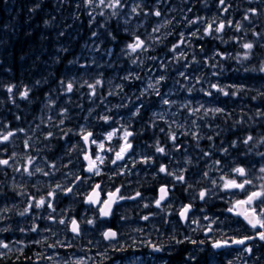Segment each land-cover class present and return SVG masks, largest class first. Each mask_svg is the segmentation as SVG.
<instances>
[{"label":"flooded vegetation","instance_id":"1","mask_svg":"<svg viewBox=\"0 0 264 264\" xmlns=\"http://www.w3.org/2000/svg\"><path fill=\"white\" fill-rule=\"evenodd\" d=\"M249 2L248 5L254 8L256 12V15L255 12H251L250 21L257 19V25L259 22L260 26L264 27V15L259 7V3L262 1ZM241 5L234 6V15L235 17H241L240 22L245 20L238 9V6ZM260 26L255 29H259ZM71 73L70 70L59 71V75L65 78L63 83L71 82L66 79V77L71 76ZM83 104L85 103L81 97H79L77 103L74 102L72 105L55 103L54 101L51 108L44 109L48 111L46 116L51 118L48 123L43 118L37 117L44 111H40L39 102L33 104L31 130L28 133L21 132L17 140L18 144H13L14 147L5 145L7 151L4 154V159H8L7 157L11 156V151L16 149L15 163H17V166L11 168L7 165H0V205L4 198L13 199L15 205L11 212L0 214L5 217L4 220H0V227L10 225L9 231L0 232V241L21 248L23 251L11 254V258L7 260L0 259V264H53V261L55 264H64L65 261H70L71 254L76 255L82 261V264L84 261H87V264L100 263H97L99 246H86L87 229L86 223L83 221L86 218L85 211L87 208V203H85L86 186L89 185L90 180L86 178L84 155L82 158L84 165L81 170L82 173L81 171L77 173L80 181H83L85 185L83 191L78 192V187L81 184V182L77 183L79 179L70 184L73 178L72 174L70 175V168L77 154L74 150L69 152V149H72L77 139L83 141L78 135L74 134L85 112ZM46 106H49V103ZM55 109L74 112L73 115H70L72 120H64L63 125L73 126L72 131L65 136V129L57 126V124L51 126V123L59 115V113L54 115ZM77 111L79 114L75 113ZM48 132H52L53 135L45 139ZM0 134H7V132L0 129ZM191 137L190 135L185 136L184 146L177 147L173 144L167 146L163 136L160 139L159 136L152 135L150 132L146 135L144 140L145 149L143 147L144 151L141 150V154L138 155H141V157L149 156L152 159L149 163H141V168H138V172L132 176L133 183L130 184V191L127 194L123 193L125 197L133 196L135 187L141 180L142 198L126 199L124 204L114 209L111 222H107V225L113 226L119 233L120 225H122L121 221H124L122 219L124 212L122 208L127 204V240L123 243L126 247L119 251L108 247L105 250H107L106 254L110 258L100 264H109L117 259L120 261L128 259L127 264H229V262H232V264H264V241L259 240L256 230L249 228L239 217L226 210L230 192L221 193L224 196L223 203L225 204L224 211L221 214H200L199 204L202 200L198 196V144L196 139L190 140ZM183 138L180 135L177 139L178 143L183 141ZM157 141L165 149V153L161 154L155 151L153 145ZM25 142L29 146L26 147ZM81 145L84 146L85 153L84 141ZM26 157H35L32 164L29 165V170L35 164L36 167H42L44 171L36 173L34 177H29L23 171V167L27 163ZM185 157H189L192 163H186ZM161 165H165L167 170L174 174H178L179 170H183L185 181L178 182L172 176L160 173L159 167ZM55 169H59V171L54 173ZM44 172H47L48 175H44ZM107 172L108 170H105L98 179V183L101 185L102 198L104 197L103 190L115 182V180L112 181L107 177ZM62 174L63 177H61ZM153 174H155V178H153ZM13 177L16 178V188L10 187ZM63 183H67V188H71L72 192L66 193L65 191L62 192L61 189H57V201L53 197L51 200L54 210L47 207L41 209L32 207L24 215L19 214L23 208L29 206L30 201L39 199L41 196L47 198V193L50 190L54 191L55 185L60 184L63 187ZM161 186H166L169 189V196L166 201L162 202L161 207L157 208L154 201L159 197ZM235 195L237 199H244L246 193L238 191ZM189 203L192 205L189 219L182 221L179 211L183 205ZM145 204L148 207H144ZM49 216H52L53 219H48ZM143 216H149V219L147 221L141 219ZM205 216L209 219L205 220ZM62 218L69 223L60 224L59 221ZM72 219H77L80 222L81 232L79 235H74L70 230ZM193 220L198 221V223H192ZM213 221H216V223H212ZM33 224L37 227V231H31ZM209 224H212L214 229L211 233L207 232ZM21 228H24L25 231L21 232ZM137 229L140 231H136ZM221 233L228 240L243 238L244 236H252L253 239L244 245L212 248V241L219 239ZM171 237H175V239H170ZM185 237L188 239H185ZM45 238L47 239L45 240ZM165 240H169V242L164 244L160 251H156L154 246ZM177 240L182 241V243H176ZM37 241H41V243H37ZM58 241L61 243H57ZM117 241L121 243L120 239ZM201 241H204V243H200ZM245 248H251L252 251L250 253L244 252ZM86 252L93 254L95 263H91L86 259ZM241 253L244 254L241 255ZM50 257L51 259H49ZM70 264L75 263L70 261ZM119 264L125 263L120 262Z\"/></svg>","mask_w":264,"mask_h":264},{"label":"rangeland","instance_id":"2","mask_svg":"<svg viewBox=\"0 0 264 264\" xmlns=\"http://www.w3.org/2000/svg\"><path fill=\"white\" fill-rule=\"evenodd\" d=\"M35 1L37 0H25L26 3L31 4L33 3L34 6L33 8L36 7V4L38 3V1L35 4ZM47 1V0H45ZM70 0H51V5L53 7V18L55 16H57L59 19L56 20L55 23V27L58 29L57 30V35H64V36H70V34H68L66 32L67 29L70 30L69 28V23H72L71 20H69V23H67V19H68V12L67 11V5L69 3ZM145 0H127L126 2V8L125 11H123L122 17L121 19L123 20V25H124V32L132 29L133 31H135L138 27L141 26L140 29V38L141 39H145L150 35L154 34H158L163 28L160 29L159 32H153V33H147L146 30V25L144 24V18L142 17V15L140 14V11L138 10V14H131L130 13V9L132 7L133 4L139 2L141 5L143 4ZM229 0H225L224 4L221 5L219 3V0H208L204 5V11H206V16L205 15H201V16H195L193 18V28L189 29L190 20H186L183 25H182V18L183 16H185L186 14H182L178 17H172L168 15V13L170 11H174L177 12L179 11L180 13H183V0H159V3L157 2V0H155V3L151 6V9L153 10V13L155 11H159L158 8L156 7L158 4L161 5L162 9H165L163 14L160 16H156V19L154 21V23L152 24V31L153 28L157 25V24H161L163 22V20H170L171 23L169 25L174 24L175 26L180 27L182 25L181 31H179L178 33V42L180 41V37L181 35H183L184 37V42L189 38V36L191 35V33L194 30V24H198L200 27L201 26H205L206 24L209 23H215V26L218 25L221 21L226 23V27H227V21H230L233 17H234V13L232 8H230V5L228 4ZM233 1L235 5L241 4L242 1L241 0H230ZM251 0H246V2H249ZM81 3L84 4V0H74L73 2V7L71 10L75 11L77 10V8H79V6L81 5ZM254 6V4H253ZM86 7V12H88L89 14H93L91 19L89 20V22L94 21L97 16L100 14V12H104L106 9H102L101 6H99V4L96 5V7L93 8H89L87 6ZM259 7L262 9V12L264 13V2L259 3ZM248 9H254L251 8L250 6L247 5V7L243 10L242 16L245 17V15L248 16L249 18V13L247 10ZM185 10H187V7L185 8ZM49 11H46V14ZM231 13V14H228ZM75 14V13H72ZM198 13H196L197 15ZM264 15V14H263ZM155 16V15H154ZM213 17H219V23L216 22L215 20H213ZM264 17V16H263ZM227 20V21H226ZM241 17L238 18V20L232 21V29L236 28L235 27V23H240ZM125 21H127V23H125ZM258 21V20H257ZM241 24V29L242 31H245L246 33H250V35L248 36H239L238 39L243 40L244 42H261L264 43V27L260 26V23L258 22V25L256 22L253 23H248V22H243L240 23ZM251 24V25H250ZM260 26L259 29H255V31H253L252 28H254L255 26ZM168 26V25H167ZM256 26V27H257ZM68 27V28H67ZM215 28V27H214ZM197 30V29H196ZM194 30V32L196 31ZM95 32L96 35L93 36L92 33ZM255 33V34H254ZM98 32L97 30L94 28L92 29V31L90 32V37L91 39H88V41L85 43H83L80 47V49L82 50L81 53L76 54L75 58H74V62L73 65L78 66L79 62L82 65L81 68L83 67H87L84 70V72H87L88 75H98V74H102V72H104V70H106L107 68H109V66L112 64V61L108 62V59L110 57V51H108V53H103L102 51H99V46L101 44V41L97 38ZM219 36V37H218ZM217 37L220 38V35H218ZM87 37V36H86ZM135 36L133 35V38ZM66 40V39H65ZM70 40V39H69ZM183 42V43H184ZM183 43H177L178 45L183 44ZM127 45V44H126ZM126 45L122 46L119 48V50H124L123 55L122 56H127L129 55V51L126 48ZM63 46L61 47L60 44H56V50H62ZM148 49V48H147ZM176 50L178 51L177 54L180 55L181 50H183V46H178L176 48ZM147 51V50H146ZM88 54V55H87ZM85 55L87 57H85ZM103 55V56H102ZM145 56V51H140L138 50L136 53H132V59H136L137 63L133 64L132 62L129 63L127 65V68L125 69V73L122 72H114V73H109V75L107 76V78L104 79L103 84H105V91L106 94L104 95L106 97V99H98L97 96H99V94L96 95H92L89 97H85V101L87 103V109L85 110L83 117L81 118V121L78 123V127L76 128V130L74 131V134L78 135V137L81 138V129H84L86 132H95L98 133L101 137L96 138L93 137L92 139L97 140L98 142L103 140L104 134L107 133L108 131H111L112 129H117L121 132L122 135V131L124 128H126L127 130H134L135 126H137V124H133L134 122V117L131 116V113L133 111H135L137 108L140 109L139 114L136 117H141V115L144 112V108L148 105H150L151 103H154V100H150L149 96L152 95L153 93L155 94L157 90H159V99H158V103L156 104L158 107V110L153 111L150 113L151 116V120L152 122H150L149 127L144 129V137H146V135L150 132L153 134H159L160 133V129L159 128H154L152 126L153 121H155V118L158 116H164L165 119L162 120V122H164L165 124L162 125V127L166 128L168 131L170 130H175L178 133L179 128H175V124H180L183 125V127L181 129H183L184 131L188 130V127H198L201 126V122L202 119L197 118V114L196 115H191L189 112H182L181 110H183L182 108L184 107H180V105H184L186 103H190V107L192 109L195 108H200V105H204V108L206 109H211L214 107H219L222 109H226L227 106L224 103V96H220V97H215L212 93L211 96H208L207 98L203 99V94L204 92L200 91V89H204L205 91H211L213 92V89L209 88L207 89V83L212 80V72L211 69H209L208 71H204L205 67L207 66V63L205 64L202 59L203 63H195L194 65V70H192L191 72L186 71V68L188 67V65H180V68L178 70V74H180L181 72L185 73V76L187 77V79H185L182 76H178L180 78V80H178L175 83L170 84V86H166L164 90L160 91V87H161V83L158 86V88L154 91L152 89H148L147 85L148 83L154 82L159 76L163 75L161 68L159 67V63L161 58H158L157 60H155V62L150 61V59H144ZM213 56H215V51L213 53ZM85 58H87V60H85ZM216 58V57H215ZM209 59H211L212 61L215 62V60L213 59V57L210 55ZM140 61H143L142 63H140ZM94 62H96L97 64H94ZM99 66H104V69L99 67ZM140 67H144V71L145 73L143 74V81L141 83V86H139V88H132L129 89L128 84H135L134 82L136 80H138L137 78H135V75L129 79V80H125L124 76L128 75L129 73L132 74H137L136 71L133 73L135 68H140ZM74 71H76V69L74 68ZM78 71V70H77ZM80 71L79 74L76 76V74H74V78L79 80L80 79ZM73 75V74H72ZM76 76V77H75ZM202 80L203 83H199V80ZM215 84L220 85L221 87L225 86V84H223L221 81H214ZM243 83V84H240ZM93 84V83H91ZM117 84H120L123 86V90L126 88L128 90V92L126 94H122L117 96L119 93H121L122 91H120L119 89H116L115 86ZM127 84V85H125ZM258 86L259 87V92L264 93V82H260L259 80H257V78H249L247 80L242 79L240 81L238 80H234V83L231 85L232 88L237 89L240 88V86H242V88H248L247 86ZM188 87H193L194 90L192 92H188L187 88ZM147 90V91H145ZM113 91H115L117 94L113 95L111 94ZM67 92V91H66ZM144 92V95H141V93ZM92 93V90H90V94ZM174 94H181L179 97H174ZM49 98H51V95L49 96ZM108 98H113V103L110 102L108 100ZM180 98L181 101L178 102V99ZM264 98V96H263ZM5 99V98H4ZM138 99H140L141 101H139ZM169 100V101H175V104H171V105H165L162 103L163 100ZM6 100V99H5ZM35 101V98L33 99ZM53 102H51L50 105H52ZM121 104H126L127 107H115L116 105H121ZM155 105V106H156ZM159 105V106H158ZM177 106L176 108H174V106ZM233 105V108L237 111H243V109L245 108L244 104H231ZM40 111H43L45 108L44 104H40L39 106ZM189 109V108H188ZM63 109H55V113L54 115H56L57 113H59V115L56 117L55 121H53L51 123V126H54L55 124H57V126H60L61 128L65 129V134H68L72 131L73 126H69L67 124L63 125L60 124L59 121L61 119L63 120H67L70 121L72 120V117H70V115H73L70 111H66V112H62ZM100 110V111H99ZM257 110H259L260 112L264 111L263 108L259 107L257 108ZM256 110V112H257ZM114 111V113H113ZM203 110H201L202 112ZM30 111H26L24 110V113H27ZM33 112V111H32ZM99 112V113H98ZM123 112L122 117H118V115H120V113ZM68 113V114H67ZM76 114H79V112H75ZM153 113L156 114V117L153 116ZM48 114V111L44 110L42 112V114L40 113L37 117L38 118H43L46 123H48L49 121H51V118L49 116H46ZM97 115V116H96ZM103 115H108L110 117L117 116L115 118L114 122L115 123H107V128L105 129H101L102 126L104 125H97L96 122H98L99 117L103 116ZM209 115H213V114H209ZM46 116V117H45ZM4 118V117H2ZM21 118V117H20ZM143 120H139L136 121L138 122V125L142 122ZM195 122V123H193ZM50 125V124H48ZM71 130V131H69ZM174 131V132H175ZM175 132V134H176ZM164 133V132H163ZM162 133V136H163ZM166 134V133H164ZM94 135V133H93ZM137 135V134H136ZM138 136V135H137ZM118 137H115L112 141H107L105 142L106 145L110 144L111 147L110 148H114L116 150H119L118 146L116 145V143H114L115 140H117ZM134 138H136L135 134H134ZM82 139V138H81ZM130 141L132 140L129 139ZM245 139L237 142L236 146H232V149H236L239 147V145L244 144L243 141ZM133 144V142H131ZM83 141H79V139H77L76 141V148L73 149L75 154V157L72 161V166L70 168V173L72 174L73 178L70 181V184H72L73 182H76L77 179H75V177H77V173L79 171H81L84 167L83 163H82V158L84 155V146L82 147ZM140 144V143H138ZM245 145V144H244ZM8 146H13L12 142H8ZM140 146H143L145 149V145L144 144H140ZM139 146V147H140ZM264 148V143L261 145ZM91 153L95 152V145H91ZM142 151H144L143 149H140ZM138 149L137 153H141ZM13 153H15V150L13 149L11 151V156H10V161L9 164L7 165L8 167H10L9 165H12L11 168H14L17 166V163H14L13 160ZM104 153V151H103ZM102 153V154H103ZM128 156V155H127ZM80 157H81V161H80ZM141 157V155H140ZM246 157H250V154H248L247 152H243L241 155H234L232 156L230 159L226 160L224 163H220L219 167H218V171H221V174L223 176H234L235 174L231 172V169L236 167V166H243L248 170V166L247 165H243L238 163V159H245ZM93 158H94V154H93ZM133 158V157H131ZM143 159V156L141 157ZM25 160H27V157L25 158ZM126 160V159H125ZM127 161V160H126ZM81 162V164H80ZM128 164L130 166L133 165V162L128 161ZM206 164V163H205ZM121 166L125 167L126 169L125 172L130 173V169L127 167V165L122 164ZM261 166H264V155H261L259 157V159H255L254 162L252 163L251 170L248 174V176L246 177L249 180L253 181L252 185L248 186V191H252V190H256L259 189L261 185H264V174L259 172V168ZM36 165L33 164L30 171L34 172ZM100 169H101V165H99ZM221 169V170H220ZM59 171V169H55L53 172L57 173ZM82 173V171H81ZM108 173V178L111 179L112 181L115 180L114 175L111 172H107ZM202 172L199 171L198 169V175L200 176ZM131 174V173H130ZM36 175V173L34 172V175H31L29 177H34ZM198 176V182H200V180L202 181V179L204 180V182H208L206 177L204 175H201V179ZM61 177H63V174L61 175ZM111 177V178H110ZM86 178H88V180H90L89 185L86 186V192L89 191L90 187L94 184L92 178H94V176H86ZM65 179V178H64ZM238 180H242L244 178H240L237 177ZM16 178L13 177L11 180V185L10 187H12L14 184H16ZM81 182V184L78 187V192L81 190L83 191L84 188V183L83 181H80V179L77 181V183ZM212 183V182H210ZM63 187H61V189H66L67 183H63ZM27 189V188H26ZM205 189V188H202ZM201 189V190H202ZM54 191L56 192V195L53 197L55 198V201H57V189L55 188ZM62 191V190H61ZM64 192V191H62ZM237 191L232 192L231 196H234ZM51 199L52 198H48ZM215 200H217V198H214L212 195L210 196L209 200L207 201L208 204L214 202ZM14 205L15 202L13 201V199H7L4 198L1 201V205H0V210L8 208L10 209L8 212H11V210L14 209ZM86 218L87 219H96L94 214H92V212L89 210V207L86 208ZM7 212H3L0 211V214H6ZM52 213V211H51ZM54 216V213H53ZM55 221V218H54ZM96 221V220H95ZM102 222V223H101ZM99 223H101L102 225L104 224L103 221L99 220ZM94 225H96V222L94 223ZM94 225H89L86 223V245L91 241V239L93 237H98L97 231L98 229L94 227ZM127 226V225H126ZM90 227H93L94 229L91 230ZM126 227L122 226V231L125 232ZM100 231H103V229ZM121 236V243H124L125 239H126V234H120ZM91 245H97L99 246V252H97L98 254L103 252L105 249H107L108 247L104 246L103 244H101L100 242H97V240L95 241L94 244ZM110 245V244H109ZM103 250V251H102ZM73 253V252H72ZM84 257V255H82ZM107 259L101 260L100 256L97 259V263H103L106 262L110 256L107 255ZM86 259L88 261H90L91 263H95V258L93 256L92 253L90 252H86ZM79 260V258L74 255L71 254L70 257V261L72 263H75V261ZM128 259H126L124 261L125 264H127ZM99 263V264H100ZM109 264H117L116 262H110Z\"/></svg>","mask_w":264,"mask_h":264},{"label":"trees","instance_id":"3","mask_svg":"<svg viewBox=\"0 0 264 264\" xmlns=\"http://www.w3.org/2000/svg\"><path fill=\"white\" fill-rule=\"evenodd\" d=\"M37 1L38 3L36 4ZM37 1H35L36 7L33 8L32 13L27 18H23L22 15L24 12H22L17 19L11 20L10 16L5 18L4 7L2 4V0H0V96H4V98L6 99L5 100L3 98L0 100V114H5L7 118L13 117L10 114V100L7 97V95H9L7 93V89L9 86H12L13 88L11 94L17 98L18 102L21 103V99L18 98L20 92L24 91L25 89H29L28 97L32 95L33 90L29 81H31L34 75L38 72L40 79L55 80L60 78V75L56 72L41 70L43 63L40 62V60H42V57H45L50 52H52V44L56 41H53L54 39H65V36L56 35L55 23L59 18L57 16L53 18L52 14L46 15L44 13V11L49 8L48 2H41V0ZM183 1V14H186L185 16H183V18L190 19L193 8L196 7L197 2L199 1L201 3L204 0ZM147 2V4L143 5L142 14L145 20L144 24L146 25L147 33H153L152 24L154 23L156 16H154L152 9H150L151 0H148ZM186 7L187 10H185ZM73 13L75 14H72L69 18L72 23H69V20L67 22L69 23L70 28V30H66V32L70 34V36H67L65 40V46L67 49L64 52V55L59 57L54 67L55 71L58 72L61 69V65L67 63L69 65L70 71L72 72V77L74 76V74H76L77 76L79 74V71L81 73L82 71H84L83 69L87 68H81L82 65L80 64V62L78 66H75L73 65V62L76 54L82 52V50L80 49L81 45L84 42L86 43L88 41L90 32L95 28L93 27L95 24L88 25L87 21L89 18L88 16H85L83 14V10L79 12L73 11ZM45 20L50 21V23L48 25H45ZM97 21H103V26L99 30L100 38L102 40L105 39L106 44H109V46L113 48L114 51L110 53L111 56L113 54H115V56L120 55V52H117L115 50L121 45L122 42L132 41L133 35L140 36L141 34L139 29L136 30L135 33L133 32V34H131V32H122L119 24L116 21V17H109L106 19L105 15L103 14ZM190 27L191 25L189 26V28ZM178 30V26L172 24L164 27L158 34L153 33L152 36L160 37L163 40L162 43H155L154 46L153 41L149 40L148 37L144 39L145 42L150 41V43L148 44L149 48L146 54L150 55L151 57L154 56L156 57V59L162 57L159 66L161 68V71L164 73L163 75L166 77V79L163 81V85L175 82L176 74L180 68V65L182 64L188 65L186 71L191 72L192 70H194L196 59H198L199 56L210 55L212 48H214L216 51L214 69L218 74H221L223 71H225V69L228 68L232 72L236 73L248 74L251 72H258L252 71L251 69H258L261 63L264 62L263 46L254 45L253 49L251 50L250 58L248 60H240L234 57L242 56L245 49L234 42L232 38L225 40H214L213 42H211L207 38H204L202 41H200V43H198V39L193 36H189V38L185 41L183 53H185L186 55L184 56L183 60L180 61L179 56L176 54V50L172 49L173 44H175L178 39ZM109 33H111V35H109ZM162 33L170 34L162 36ZM113 37H115V39H113ZM218 53H221L223 55H219ZM85 57L87 56L85 55ZM129 57L122 58V62H129L132 55H130ZM193 57H195V60H193ZM85 60H87V58H85ZM94 64L97 63L94 62ZM162 64L165 67L162 68ZM99 67L104 69V66ZM74 68L76 69V71H74ZM244 68H249L250 70L244 71ZM106 70H104L101 75H103ZM98 87H103V85L100 84L98 85ZM97 94L102 95V92H98ZM58 95L59 92L53 91L51 93L52 97ZM252 97L253 96L249 94L245 95L246 101L252 100ZM257 101L263 104V98H259ZM27 117H30V114L22 118ZM251 120L260 121L259 123H254V126L257 128L258 133L261 136H264V117L258 116L257 119L253 116L251 117ZM225 122V120L220 121V123ZM234 126L247 131V128H245L243 125ZM105 128L106 127H101V129ZM95 134L98 135V133ZM135 134L140 136L143 135V128H138ZM221 136L227 138L229 135L224 134Z\"/></svg>","mask_w":264,"mask_h":264},{"label":"snow or ice","instance_id":"4","mask_svg":"<svg viewBox=\"0 0 264 264\" xmlns=\"http://www.w3.org/2000/svg\"><path fill=\"white\" fill-rule=\"evenodd\" d=\"M225 0H219V3L223 5ZM116 3L119 4L121 3V0H116ZM115 6V5H113ZM135 11V10H134ZM250 11L255 12L254 9H250ZM155 16H160L161 13L160 11H155L153 13ZM245 19H248L246 16ZM189 23H193V21H189ZM232 21H227V25H231ZM226 27V23L221 21L218 25L215 26L213 29V24L209 23L207 27L204 28V35L208 36L211 35L213 30L216 33H221L224 31ZM237 31L240 30L239 26L236 27ZM158 29H153V32H157ZM95 34V33H93ZM193 35V32L191 33ZM197 35V34H196ZM184 42V37L181 35L180 41L178 43H183ZM145 45L146 42L144 39H141L139 36H135L132 40V42L128 43L126 45V48L129 51V54L136 53L138 50L144 51L145 50ZM178 47V44H173L172 49H176ZM254 45L251 42L248 43H243L242 48L245 49L244 53L242 56L238 57L240 60H248L251 55V50L253 49ZM219 55H223L221 53H218ZM183 55V53H181ZM155 59V57H153ZM252 71H259L261 73H264V63H261L260 67L258 69H253ZM180 76L184 77L187 79L185 76V73L181 72ZM165 77L164 76H159L158 79H156V83L160 84L162 81H164ZM102 83L100 79H97L95 82V85L93 84H88V88L92 90V95H95V86H98ZM150 89L154 87V85H149L148 86ZM242 87V86H240ZM211 89L216 90L218 93L228 96V95H236V92H231L229 93L226 91L225 87H221L218 84H211L210 85ZM8 92H12L13 88L12 86L8 87ZM66 91L71 92L73 91V84L69 82L66 86ZM200 91L204 92L205 95L211 96L212 92L211 91H205L204 89H200ZM159 91H156V95H159ZM21 97H27L28 95V90L25 89L20 93ZM255 98V97H253ZM163 104L168 105L170 104V101L165 99L162 101ZM187 107V106H186ZM203 106L200 108H195V109H190L191 111H196L199 112L201 111ZM207 111V109H203ZM66 110H62V112H65ZM140 111V109H139ZM224 109L217 107L215 109V114L222 113ZM99 119L103 120L105 123H108L112 118L109 116H101ZM61 123H64V121H61ZM19 131L23 132L24 129H19ZM71 131V130H69ZM13 135L11 131L7 132V134H0V142H5L8 141L9 138ZM53 135L52 132H48L47 136L45 139L48 137H51ZM120 137V139L123 140V143L120 144L119 150L114 151V158H108L110 163L112 164H117V162L122 161L125 159L126 155L132 150L133 144L130 143L129 138L134 136V133L132 131L127 130L126 128L123 129L122 135L121 132L117 129H112L111 131H108L107 133L104 134L103 140L97 141L95 139H92L93 133L92 132H86L84 129H81V138L84 141L85 145L91 144L95 145V152L94 153H89L85 152L84 153V160L87 161V167L85 171L88 173H91L93 175L99 176L101 175V169L99 165H102L106 161V157L102 155L103 151L106 148V143L107 141H112L115 137ZM169 138L172 140H175V134H170ZM209 140L212 139V137H208ZM252 140V136H248L243 143L247 144ZM235 143V141H233ZM25 146H29L27 142H25ZM108 151H113L114 148H108ZM224 151H227L226 149ZM157 153L163 154L165 152V149L162 147L156 148ZM94 154V158H93ZM205 155H209L208 153H205ZM264 155V154H261ZM9 159H2L0 158V165H8L9 164ZM151 160L150 159H142L140 163H149ZM33 162V159L29 157L27 159V163L23 167V171L31 174V171L29 170V165H31ZM216 164H220L221 161L217 160L215 161ZM20 169H17L19 171ZM39 171V169H38ZM261 172H264V167L260 169ZM159 172L160 173H165L168 176H172L176 181L178 182H184L185 181V176L179 175L176 176L173 173H170L165 165H161L159 167ZM231 172L234 173V176H220L219 181L220 183L218 184L217 180H212V185L213 188H219L220 191L223 192H234V191H239L241 193H247L244 199H237L232 203L231 207H228L226 210L229 213H232L234 216L237 217H242L243 220L247 223L248 226H250L252 229L256 230V235L258 236L259 240L264 241V185H261L259 189L248 191V186L253 184L252 180L247 179L246 177L248 176L249 172L248 170L243 167V166H236L231 169ZM44 175H48L47 172H44ZM204 176L207 177L208 173L205 172ZM237 177L244 178L242 180H238ZM75 179H80V177H75ZM56 189H61V185L57 184L55 185ZM66 193L72 192L71 188L64 189ZM120 188H116L114 191H110L107 193V198L103 199L101 196V185L96 184L92 187V191L88 193L85 197V203L89 204L90 206H94L98 210V216L99 218H108L110 217L113 212H114V205L118 204L120 201L129 199V200H134L138 197H141L142 193L137 191L133 196H128L125 197L123 195H120ZM208 189H202L198 193L199 199L200 200H206V198L209 195ZM56 195L55 191H49L47 193V198L44 196H41L39 199H33L32 201L29 202V206L26 207L25 213L29 211V208H36V209H41L44 207H47L49 209H53V203L51 199ZM169 196V189L166 186H161L159 188V197L154 201L155 205L157 208L161 207L162 202L166 201V199ZM144 207H148L147 204L144 205ZM192 209V205L185 204L182 206V208L179 211V216L180 219L187 220L189 219V215ZM54 210V209H53ZM25 213H22L20 215H24ZM48 219H53L52 216H49ZM141 219L147 221L149 219V216H143ZM205 220H208L209 218L207 216L204 217ZM96 221L94 219H90L87 221L89 225L94 224ZM60 224H66L69 223L65 219H60L59 221ZM192 223H198V221L193 220ZM212 223H216V221H213ZM70 230L74 235H79L81 232V225L80 222L77 219H72L70 221ZM31 231H37V227L33 226ZM214 229L212 227V224H209L207 232L211 233L213 232ZM118 238V233L111 229L108 228L103 232V239L105 241H116ZM252 236H244L243 238H233L231 240H214L212 241V248L218 249L222 247H227L229 243L234 244V245H244L246 241L252 240ZM200 243H204V241H201ZM8 244L4 243L3 241H0V248H7ZM155 247V246H154ZM246 251L251 252V248H246ZM75 264H82V261L77 260L75 261ZM231 264V262H229Z\"/></svg>","mask_w":264,"mask_h":264},{"label":"clouds","instance_id":"5","mask_svg":"<svg viewBox=\"0 0 264 264\" xmlns=\"http://www.w3.org/2000/svg\"><path fill=\"white\" fill-rule=\"evenodd\" d=\"M157 2L159 3V0H157ZM84 4H85V6H87V7H89V8H95L96 7V5L97 4H99V6H101V8L102 9H108V10H110V12H108V13H102V14H104L105 15V18L107 19V18H109V17H117L118 15H119V10L120 9H123V7H124V5L122 4V3H119V4H117L116 3V0H84ZM113 5H115V6H113ZM135 10V11H134ZM138 10L139 11H142L143 10V8H142V5L139 3V2H137V3H135V4H133L132 5V7H131V9H130V13L131 14H133V15H135V14H138ZM248 12H252V11H250V9H248L247 10ZM247 15H245V17H246ZM245 17H244V19H245ZM248 17V16H247ZM213 20H215L216 22H218L219 23V17H213ZM44 23H45V25H48L49 23H50V21H48V20H45L44 21ZM125 23H127V21H125ZM171 23V21L170 20H163V22L161 23V24H157L154 28L155 29H158V31L157 32H159L160 31V29L161 28H164V27H166L167 25H169ZM237 26H239V28L241 29V24L240 23H237L236 25H235V27H237ZM153 28V29H154ZM93 33H95V32H93ZM92 33V35L93 36H95L96 35V33L95 34H93ZM170 33H162V36H166V35H169ZM196 32H193V35L192 36H196ZM255 34V33H254ZM109 35H111V33H109ZM113 39H115V37H113ZM148 39L149 40H151V41H153V46L155 45V43H162L163 42V40L160 38V37H154V36H152V35H150L149 34V36H148ZM149 47V45L148 44H146L145 45V53H146V50H147V48ZM186 54L185 53H183V55H181L180 54V59H183L184 58V56H185ZM154 57V56H153ZM153 57H148L146 54H145V56H144V59H153ZM238 57L239 56H237V57H234V58H236V59H238ZM155 59H156V57H155ZM154 60V59H153ZM193 60H195V57H193ZM131 62L133 63V64H136L137 63V60L136 59H132L131 60ZM143 61H140V63H142ZM262 63H264V62H262ZM161 67L163 68V67H165L163 64L161 65ZM253 69H255V68H253ZM253 69H251V70H253ZM250 69L249 68H244V71H249ZM135 75V78H137V79H139V76H138V74H132V73H129L128 75H125L124 76V79L125 80H129V79H131L133 76ZM180 75V74H179ZM162 76H164V75H162ZM165 77V76H164ZM159 78V77H158ZM157 78V79H158ZM165 79H166V77H165ZM164 79V80H165ZM96 82V81H95ZM40 83V81L38 80L37 81V84H39ZM149 85H154V87H152L151 89L152 90H156L157 88H158V86L160 85V84H157L156 83V80L154 81V82H149L148 83V85H147V88L148 89H150L148 86ZM211 85V84H210ZM210 85H209V88H210ZM115 88L116 89H119L120 91H123V86L122 85H120V84H117L116 86H115ZM28 90V94H29V89H27ZM194 90V88L193 87H188L187 88V91L188 92H192ZM241 90H243L242 89V87H240V88H237V90L236 91H234V92H238V91H241ZM145 91H147V90H145ZM9 93H11V92H9ZM21 93V92H20ZM111 94H113V95H115V94H117L115 91H113ZM20 95V94H19ZM141 95H144V92H142L141 93ZM233 96H235V95H233ZM259 96H264V93H261V92H259V91H257V94H256V96H253V97H255V98H253L252 97V99L253 100H255V99H257V97H259ZM20 97H21V95H20ZM28 98V95H27V97H21V99H27ZM10 99H11V96H10ZM49 103H51V101H49ZM176 102L175 101H170V104H168V105H171V104H175ZM187 106V108H189V109H191V107H190V103H186V104H184V105H180V107H186ZM201 106H203V108H202V110L203 109H206V108H204V105H200V107ZM115 107H127V105L126 104H121V105H116ZM217 107H214V108H211V109H207V111H205V110H203L202 111V116H204V117H206V116H208L210 113L211 114H215V109H216ZM66 112V111H65ZM200 112V111H199ZM192 113H193V115H196L198 112H196V111H192ZM139 114V108H137L135 111H133L132 113H131V116L132 117H136L137 115ZM255 115L256 116H261V117H264V112H260L259 110H257V112L255 113ZM103 116H108V115H103ZM153 116L154 117H156V114L155 113H153ZM110 117V116H109ZM112 118V117H111ZM157 119H160V120H164L165 119V117L164 116H158V117H156ZM17 119H19V117H17ZM250 119H251V117H250ZM61 121H64L63 119H61L60 121H59V123L60 124H63V123H61ZM239 121H237V123H238ZM193 123H195V122H193ZM183 127V125H180V124H175V128H182ZM161 131H164L163 129H161ZM170 134H175V132H174V130H170L169 131V133H168V135H170ZM250 136V135H249ZM209 137H211V136H209ZM248 137V136H247ZM246 137V138H247ZM233 141H235V140H233ZM233 141H232V144L233 145H235L236 144V141H235V143H233ZM251 141H254V138L252 137V140ZM262 141H264V136H262V137H260L258 140H255L254 141V143H259V142H262ZM130 143H131V141H130ZM245 144V143H244ZM245 145H248V143L247 144H245ZM77 146L76 145H73L72 146V149H69V152H71L73 149H75ZM153 147L155 148V151H156V148H158V147H162L161 145H160V143H159V141H157L154 145H153ZM163 148V147H162ZM113 151H118V150H116V149H114ZM165 153V152H164ZM261 154H264V153H257V155H261ZM13 155L15 156L16 155V153H13ZM29 157H27V159H28ZM33 160L35 159V157H31ZM143 159H152L151 157H149V156H145V157H143ZM137 161H133V164L134 163H136ZM185 162L186 163H188V164H191L192 163V161H191V159L189 158V157H185ZM10 167L12 166V165H9ZM262 167H264V166H261L260 168H259V172L260 173H262V174H264V172H261L260 171V169L262 168ZM38 169H39V171H38ZM14 170H17V169H14ZM44 170H43V168L42 167H39V166H37V167H35V169H34V172L35 173H39V172H43ZM122 171H124V169H119L116 173H113V175H118L120 172H122ZM34 172H31V174H28L29 176H31V175H34ZM170 173H173V172H170ZM174 174V173H173ZM183 174V170H179L178 171V174H174V175H176V176H179V175H182ZM70 175H71V173H70ZM111 178V177H110ZM153 178H155V174H153ZM60 185V184H59ZM17 186L14 184L13 185V188H16ZM62 191L64 190V189H61ZM51 191V190H50ZM137 192V191H136ZM135 192V193H136ZM200 192V191H199ZM209 194H211V192L209 191ZM10 209H8V208H5V209H2V210H0V211H3V212H8ZM25 210H26V207L25 208H23V210L19 213V214H22V213H25ZM125 217H122V219H124ZM5 219V217L4 216H2V215H0V220H4ZM88 220H90V219H87V220H85V221H83L84 223H87V221ZM88 224V223H87ZM92 225H94V224H92ZM33 226H35V224H33ZM32 226V227H33ZM32 229V228H31ZM10 230V225L9 226H5V227H0V232H5V231H9ZM20 231L21 232H23V231H25V229L24 228H21L20 229ZM136 231H140L139 229H137ZM103 232L104 231H101L100 232V235L103 237ZM47 238H45V240H46ZM170 239H175V237H171ZM185 239H188L187 237H185ZM220 240H228V238H226L225 237V235L223 234V233H221V235H220V238H219ZM169 242V240H165V241H162L159 245H155V250L156 251H160L161 249H162V247H163V245L164 244H166V243H168ZM37 243H41V241H37ZM57 243H61L60 241H58ZM176 243H182V241H179V240H177L176 241ZM193 243H195V241H193ZM69 246H71V245H69ZM111 248H114V249H116V250H123L125 247H126V245L125 244H123V243H120L119 241H117L116 243H110V245H109ZM246 249V248H245ZM23 250L21 249V248H17V247H14V246H10L9 244H8V247L5 249V248H0V259H3V260H7V259H9V258H11V254H14V253H20V252H22ZM106 252H107V250H105L104 252H101V253H99V256H100V258H101V260H104V259H107L108 257H107V254H106ZM244 252H247V253H250L249 251H246V250H244ZM244 253H241V255H243ZM49 259H51V257L49 258ZM81 261V260H80ZM53 264H55V262L53 261ZM64 264H70V261H65L64 262ZM83 264H87V261H84L83 262ZM231 264H232V262H231Z\"/></svg>","mask_w":264,"mask_h":264},{"label":"water","instance_id":"6","mask_svg":"<svg viewBox=\"0 0 264 264\" xmlns=\"http://www.w3.org/2000/svg\"><path fill=\"white\" fill-rule=\"evenodd\" d=\"M91 191H92V190H91ZM91 191H90V192H91Z\"/></svg>","mask_w":264,"mask_h":264}]
</instances>
